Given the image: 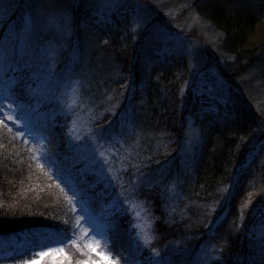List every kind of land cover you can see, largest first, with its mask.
Masks as SVG:
<instances>
[{
  "label": "trees",
  "instance_id": "obj_1",
  "mask_svg": "<svg viewBox=\"0 0 264 264\" xmlns=\"http://www.w3.org/2000/svg\"><path fill=\"white\" fill-rule=\"evenodd\" d=\"M9 1L6 3L8 16L1 21L0 51L5 44L13 43L26 44L24 49L29 50L30 42L24 41L25 34L31 33L26 29V14L32 16L34 11L59 14V10L66 11L71 16L73 32L72 44L68 47L72 49L73 44H77L74 47L79 53L77 67L69 69L72 78L77 76L86 81L95 92L100 88L99 82L104 80L108 90H118L119 101L123 100L124 94L118 85L130 82L135 86L134 91L126 89L125 100L113 115L106 109L102 121H96L93 128L109 125L121 117L125 103L132 105L128 123L139 128L140 135L153 134L146 136L138 145L141 151L138 156L150 159L144 162V167L162 157L163 151L164 154L169 151V145L165 146L169 141L173 142L170 149L177 147L174 144L189 118L197 127L199 136L191 153L187 189L183 191L186 209L190 206L192 218L184 217L181 224L176 223L174 217L166 220L163 215H169L163 211L166 206L159 209L156 205L155 212L161 217L156 227L175 246L167 249L154 243L155 247L140 250L134 247L131 228L123 225L119 209L103 210L107 194L102 195L101 183L94 182L90 172L79 171L73 165L66 147L57 149L54 146L62 141L61 133L57 134L59 137L50 136L47 153L38 154L35 152L38 142L31 134L11 140L4 132L0 135V264L16 259L21 248H27L37 235L56 232L68 235L71 229L77 227V216L85 215L79 212L85 206L84 201L92 215H100L112 226L106 233V240L100 244L104 246L105 253L121 264H159L165 256L181 260L185 254L190 258L203 243L208 242L217 245L212 264H219L220 261L225 264H254L249 258L252 255L249 245H253L252 238L257 231L255 226L264 222V218L260 217L264 209V161L259 155L249 163L247 161L252 158L255 145L264 140V128L262 132L257 131L258 121L251 110V102L230 91L228 98H224L225 103L216 101L212 111L202 114L198 102L201 97L193 90L194 83L185 95L184 87L190 79L185 59L166 53L160 57L153 51L154 58H149L151 52L142 63L139 41L134 40L129 21L120 13L102 14L94 2L85 5L86 0L80 4V0H19L16 5V0ZM191 5L194 12L218 33V48L212 49L213 55L221 60L220 68L224 76L232 81L239 80V86L248 90L254 80L262 83L264 72L257 68L264 63V0H192ZM120 16L122 19H119ZM31 19L33 17H29L28 21ZM24 53L20 55L18 50H14L10 57L27 59ZM60 54L62 67L68 66L70 52L61 50ZM7 67L0 56V74ZM13 75V72H8V76ZM260 85L261 93L264 92V85ZM25 90L18 89V92ZM87 91L84 89V92ZM97 97L93 94L91 99L96 101V111L100 114L104 109L100 110ZM26 102L27 107L23 112L17 111V114L27 115L35 108V111H44L42 117L56 115L50 104L31 108L32 101L27 99ZM24 120L34 121L32 116ZM30 129L46 135L48 131ZM64 143L67 144V140ZM160 144L163 146H158ZM24 148L28 153H24ZM175 151L165 161H174ZM158 165H149L148 170L143 169V172L153 171L156 174L160 168ZM54 189L62 194L61 201ZM220 189L222 205L210 215L207 213L208 206L215 201ZM65 192L68 196L76 195L81 201L76 205V213L69 208ZM205 209H208L207 212ZM81 227H88L93 233L91 221L85 220L77 228ZM153 248L159 255L152 252Z\"/></svg>",
  "mask_w": 264,
  "mask_h": 264
},
{
  "label": "rangeland",
  "instance_id": "obj_2",
  "mask_svg": "<svg viewBox=\"0 0 264 264\" xmlns=\"http://www.w3.org/2000/svg\"><path fill=\"white\" fill-rule=\"evenodd\" d=\"M8 1L3 0L0 3V27L1 21L8 16L7 10L9 8L8 4L6 5ZM81 1L83 0L78 1L79 4ZM191 1L86 0L87 3L84 4H93L94 2L102 14L120 13L129 21L134 40L139 41L142 63L150 56L151 52L152 56L149 58H154V52L160 57L164 56L165 53L168 56L180 55L183 57L190 70V79L184 87L185 95L188 87L194 83L193 90L201 97L198 102L202 114L212 111L215 108L216 101L225 103L224 98H228V92L233 91V94L235 92L241 98L248 99L252 103H250L251 110L254 111L258 121L257 131L262 132L261 130L264 128V92L260 93L262 91L260 84L264 85V81L261 83L254 80L255 82L248 90L239 86V80L232 81L224 76V71L220 68L221 60L213 55V51L218 48L216 47L219 38L218 33L213 31L194 12ZM14 3L17 5L19 0ZM13 7L14 5L10 9L12 10ZM59 11V14L55 12L43 14L38 11H34L32 16L26 14L24 17V21L27 19L26 29L31 33H29L30 35L25 34L24 41L30 42L29 50L24 49L26 44L14 45L13 43L5 44L0 51L1 59L5 55L6 45L8 46L9 56L13 55L14 50H18L20 55L25 51L26 60H30L36 71H40L52 55V49L55 50V71L62 73V78H58L60 83L54 94L55 98L52 95L44 94L34 100L27 93V90L19 94L23 97L22 102L26 107L27 99H30L33 103L31 108L41 104H50L53 106L56 115L45 118L42 117L44 111H35V108L27 115L20 114L19 109L12 111L0 108V135L5 132L12 140L31 134L38 142L35 146V152L43 154L47 153L46 148L50 143V136L54 134V137H59L57 134L61 133L63 136L62 141L57 142L54 146L57 149L66 147L70 151L71 160L74 161L73 165H76L79 171L90 172L93 179L95 178L94 182L101 183L102 195L107 194L104 197V199H107L103 202V210L119 209L118 211L122 213L123 225L131 228L134 247L140 250L143 248L149 249L155 247L154 243H159L161 247L173 248L175 244H171L168 236L159 233L160 230L156 227L161 217L157 216L155 209L156 205L159 209L166 206L163 211L169 215L163 214L164 218L169 220L174 217V221L180 224L184 217L189 219L191 216L192 218L190 206H188V210L186 209V199H183V191L187 189L191 175V173L189 175L188 169L192 157L191 153L199 136L197 127L191 118L186 120V125L181 129L180 137L177 143L174 144V146H177L173 149L177 150L175 151L174 161L170 159L165 161L173 151L172 148L170 149L173 142L169 141L165 145H169V151L165 154L163 151L162 157L155 161L151 160L152 162L144 167V162L147 163L150 159L138 156L141 152L138 145L146 136H152L153 134L149 132L148 135L147 133L144 136L140 135V129L130 122L128 123L131 118L132 105L125 103L121 117L119 116L117 120H113L109 125L104 123L107 126H101L105 128L111 126L115 130L111 138L101 140L98 137H93L92 141H89L93 145L92 147H79V145L85 143V140H77L76 137L87 138L90 129L95 132L99 127L95 129L93 125L96 121H102L104 111L107 109L110 115H113L125 100L126 89L134 91L135 86H132L130 82L118 85V88H122L124 94L123 100L119 101L118 90H108L105 87V82L103 83L104 80L99 82L100 88L95 92L90 89L92 86H88L86 81L76 78L77 76L72 78L73 75L71 76L69 69L70 67H77L79 53H76L77 48L74 47L77 44H73L72 49L68 47L72 44L73 35L71 16L66 11L65 13ZM122 16L119 19H122ZM29 17H33L31 21L34 22L30 30L27 27ZM61 50H64L65 53L70 52L68 66L62 67ZM257 70L264 72V63L258 66ZM84 89L88 91L84 92ZM93 94L98 95L96 99H99L97 104L101 106L100 110L104 109L102 112L100 111V114L96 111V101L91 99ZM17 111H20L19 114H17ZM27 116H32L34 121L24 120ZM9 117H13V119H9ZM17 118L22 120L21 124L15 122ZM38 118L39 121H37ZM4 122L10 128L8 126L5 128ZM30 128L48 130L47 135L42 131L36 133ZM64 140H67V144L64 143L63 145ZM260 142L255 145L254 154L247 163L257 155L264 161V140ZM158 146L162 147L163 145ZM21 150L23 152L22 148ZM24 153H28L26 149ZM154 163L157 165L160 163L158 165L160 168L156 174L153 171L143 172V169L148 170L149 165ZM54 191L61 201L63 199L62 194L56 189ZM220 191L221 189L215 197V201L209 204V210H204L206 212L208 210L207 213L210 215L219 210V206L222 205L221 201L223 199L220 200L222 196H220L222 193ZM48 203L51 204L50 201ZM69 208H71L70 204ZM92 216L95 221H91L93 233L89 232L88 227L79 229L74 227V230L71 229L68 235H61L58 232L37 235L36 239L27 245V248L25 246L21 248L22 250L17 253L16 259L6 261L3 264H22L23 261H30L31 264H121L113 259L109 253H105L104 246L100 244L106 240V233L112 229V226L108 225L100 215L93 214ZM260 217L264 218V209ZM187 221L190 223L189 220ZM255 228L257 231L255 237L252 238L253 245H249L250 250H252V255L249 258L254 264H264V222L260 225L258 223ZM103 245H105V242H103ZM216 246L212 242L203 243V246L190 258L186 257V254L181 260L165 256L162 260L159 259V264H212L211 262L216 258ZM134 252H136V249ZM219 264L225 263L220 261Z\"/></svg>",
  "mask_w": 264,
  "mask_h": 264
},
{
  "label": "snow or ice",
  "instance_id": "obj_3",
  "mask_svg": "<svg viewBox=\"0 0 264 264\" xmlns=\"http://www.w3.org/2000/svg\"><path fill=\"white\" fill-rule=\"evenodd\" d=\"M3 0H0L2 3ZM34 22L28 21L27 27L29 30L33 27ZM55 50L52 49V55L48 58L47 63L43 66L40 71H36L30 60H26L23 58H15L10 57L8 55V46H5V55L3 57V62L8 65L6 70H3L2 74H0V108H6L8 110H16L19 109L23 112L26 105L22 102L21 95L18 92V89H26L27 93L32 97V99H37V97H41L44 94L52 95L55 98L54 94L57 90V87L60 83L58 78H62V73H58L55 71ZM13 65L15 67H13ZM11 71L14 73L13 76H8V72ZM9 119H13V117H9ZM17 124H21V119H15ZM115 130L109 126L99 127L95 132L89 130V136L87 138H82L77 136V140H85V143L79 145L81 148L92 147L93 145L89 143L92 141L93 137H98L101 140H108L114 135ZM102 155V154H101ZM57 184H60V181H57ZM75 191V189H70ZM61 191H64L63 187H61ZM65 196L67 197L70 205L71 211L73 213L77 212V203H81L76 198V195L68 196L67 192H65ZM85 206L79 209V212L85 213V215H78L76 220V226L79 227L85 220H89L92 222L94 218L90 213L89 206L86 201H84ZM152 252L156 255H159L157 249L153 248ZM43 255V253H41ZM22 264H31L30 261H23Z\"/></svg>",
  "mask_w": 264,
  "mask_h": 264
}]
</instances>
